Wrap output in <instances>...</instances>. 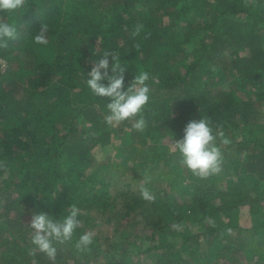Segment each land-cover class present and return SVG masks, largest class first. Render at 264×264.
Listing matches in <instances>:
<instances>
[{
    "label": "trees",
    "instance_id": "obj_1",
    "mask_svg": "<svg viewBox=\"0 0 264 264\" xmlns=\"http://www.w3.org/2000/svg\"><path fill=\"white\" fill-rule=\"evenodd\" d=\"M93 1L27 0L0 11L17 27L0 49L9 63L0 72V264H51L34 252L27 225L34 212L59 219L71 204L83 224L73 242L92 231L94 243L85 252L58 246L55 264H264V0H144L171 20L163 25L141 4ZM41 24L47 45L33 42ZM105 50L120 56L125 90L149 73L143 131L104 123L108 98L86 80ZM203 117L231 141L221 145L222 171L207 179L176 162L166 141ZM113 145L108 158L95 153ZM162 163L173 173L159 181L149 170ZM141 183L153 201L141 198Z\"/></svg>",
    "mask_w": 264,
    "mask_h": 264
},
{
    "label": "clouds",
    "instance_id": "obj_2",
    "mask_svg": "<svg viewBox=\"0 0 264 264\" xmlns=\"http://www.w3.org/2000/svg\"><path fill=\"white\" fill-rule=\"evenodd\" d=\"M26 2L27 0H0V11L15 12L24 8ZM245 3L247 4L248 0H245ZM142 28V24H137L131 35L138 36ZM16 36V25L0 19V49L7 48L8 41ZM33 42L43 45L49 43L47 24H41L33 37ZM135 47L138 48L139 44ZM109 56H111V62ZM109 68H111V75ZM124 72L125 67L121 65L120 56L114 51L105 50L87 73L89 78L86 84L95 96L108 98L107 113L103 117L106 125L118 127L121 123L130 121L134 130L143 131L146 127L143 112L150 99V87L147 83L149 73L143 70L137 72L125 90ZM105 80L107 84L103 83ZM230 143V139L221 126H217L214 131L210 119L203 117L190 120L183 129V136L172 141L169 151L178 154L179 163L193 176L207 179L222 171L224 158L221 145L226 146ZM6 167V162L0 161V168ZM138 191L141 198L146 201L151 202L155 199L144 183L139 185ZM81 214L80 208L75 204H71L67 214L59 219L45 212H34L27 225L31 229L30 240L34 246V252L42 253L51 264H55L58 246L72 243L77 252L90 251L94 243V232L85 231L73 242L77 229L83 226L81 219L77 218ZM172 227L179 231L183 225L174 224Z\"/></svg>",
    "mask_w": 264,
    "mask_h": 264
},
{
    "label": "rangeland",
    "instance_id": "obj_3",
    "mask_svg": "<svg viewBox=\"0 0 264 264\" xmlns=\"http://www.w3.org/2000/svg\"><path fill=\"white\" fill-rule=\"evenodd\" d=\"M127 3V5H129V4H131V3H135V4H141L144 8H146L147 9V11H148V13H149V15H151L152 17H153V19L158 23V24H166V23H170V19H165V16L164 15H161V17H160V9L159 8H156L154 5H151V3H146L144 0L143 1H138V0H94L93 1V3L94 4H97V5H102L104 8H107V9H114V8H118V7H120L123 3ZM124 3V4H125ZM127 7V6H126ZM191 14H194V11H192L191 12ZM199 19H201V16H199V15H197L196 16V19H192V21L195 23L196 21H198ZM183 24V25H181V24ZM188 22L186 21V20H184V19H181L180 21H179V19L177 20V22H176V24L174 25L175 27H180V28H182V29H186V24H187ZM217 50H220V51H223V49H222V41H220V47L217 49ZM250 56V52H249V50H247L246 51V54L244 55V56H242L243 58H248ZM6 60V59H5ZM6 63H7V65H6V67L3 69V68H1L0 67V72H3V71H5L8 67H9V63L7 62V60H6ZM14 92H16V89L14 90ZM263 121H261V123H262ZM89 122L87 121L86 122V124H88ZM92 135H93V137L96 139L97 137V135H96V133L95 132H93L92 133ZM93 137H91V136H89V135H87V134H85V136L82 138V142L83 143H85V145L84 146H86L87 144H89L90 143V139L91 140H93ZM104 140H108L109 142L111 141V138L110 137H107L106 139H101V138H99V141L98 142H103ZM169 144H171L172 143V141L173 140H166ZM116 142H117V140H116ZM100 144V143H99ZM131 145H124L123 147H122V150H121V153L118 155V156H120L122 153H124V152H127L128 151V149H129V147H130ZM115 151H116V146H109L108 148H106V151H103V149L102 150H96V154L98 155V156H100L101 158H105V157H110L113 153H115ZM176 159H177V161L176 162H178V160H179V156L177 155V157H176ZM152 166V164H150L149 165V167H151ZM160 166L162 167V170H159V169H157V168H155V167H153V168H151L150 170H149V174L150 175H152V176H155L159 181L162 179L163 181L164 180H166V179H170V177H171V173H173V172H169V170H168V168L166 167V165L164 164V163H162V164H160ZM148 167V168H149ZM177 170V169H176ZM174 173H176V172H174ZM163 177V178H162ZM123 201H124V199H123ZM132 204L134 205V208H136L137 206V209L138 208H140V206L139 205H141L142 203H141V201L140 200H138L137 198H134V201L132 202ZM20 209H21V212H22V215H27V212H26V210L24 209V208H22V207H20ZM0 211H2L1 210V207H0ZM18 214L19 212L16 210L15 211V214ZM24 218H26V217H24ZM240 222H241V224H243V225H247V224H249L250 223V218H249V214L248 215H245V216H243V215H241L240 216ZM244 263V262H243ZM251 263L252 264H255V260H252L251 261ZM244 264H247V263H244Z\"/></svg>",
    "mask_w": 264,
    "mask_h": 264
},
{
    "label": "built area",
    "instance_id": "obj_4",
    "mask_svg": "<svg viewBox=\"0 0 264 264\" xmlns=\"http://www.w3.org/2000/svg\"><path fill=\"white\" fill-rule=\"evenodd\" d=\"M6 65H7L6 60L0 56V67L4 69Z\"/></svg>",
    "mask_w": 264,
    "mask_h": 264
}]
</instances>
